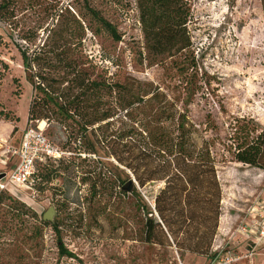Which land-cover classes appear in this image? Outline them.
I'll use <instances>...</instances> for the list:
<instances>
[{
  "label": "rangeland",
  "instance_id": "374dc122",
  "mask_svg": "<svg viewBox=\"0 0 264 264\" xmlns=\"http://www.w3.org/2000/svg\"><path fill=\"white\" fill-rule=\"evenodd\" d=\"M187 3L190 46L166 57L146 48L138 0H0V171L12 168L11 161L10 167L4 166L5 150L20 144L30 124L34 92L18 47L39 44L58 24L77 43V20L86 27L78 46L92 63V77L151 83L168 91L183 68L191 71L186 67L193 59L212 91L209 104L200 96L207 92L204 88L190 105L193 121L202 122L208 109L221 129L234 117L252 118L264 127L262 0ZM89 8L117 28L120 41L99 27ZM32 123L59 148L61 161L39 162L32 187L9 183L7 190H0V264H264V240L254 244L256 235L248 233L264 215V167L218 165L221 215L210 252H183L158 232L163 244L145 241L144 215L136 197L123 191L126 177L109 149L95 144L92 153L88 139L80 144L55 121ZM94 181L102 183L97 196L91 193ZM159 187L137 189L153 205ZM50 206L57 213L45 221L42 216Z\"/></svg>",
  "mask_w": 264,
  "mask_h": 264
},
{
  "label": "trees",
  "instance_id": "16d2710c",
  "mask_svg": "<svg viewBox=\"0 0 264 264\" xmlns=\"http://www.w3.org/2000/svg\"><path fill=\"white\" fill-rule=\"evenodd\" d=\"M138 7L150 53L170 57L190 46L187 0H138ZM88 13L114 41L121 40L117 28L97 10L89 8ZM77 25L79 33L73 35L77 43L58 24L39 44L18 47L34 92L28 122L55 121L69 138L80 144L88 139L92 153L97 151L95 144L109 149L115 166L125 174L123 191L136 197L144 215L145 241L163 244L158 232L180 251L208 255L221 215L218 165L264 167V127L252 118L234 117L221 129L208 109L202 122L193 121L189 107L200 91L207 90L200 96L208 104L212 96L210 82L198 73L193 59L186 67L191 71L183 68L168 91L151 83L92 77V63L78 46L86 27L79 20ZM34 179L36 183L37 169ZM155 184L160 187L150 205L138 189ZM101 187L94 181L91 193L99 195Z\"/></svg>",
  "mask_w": 264,
  "mask_h": 264
},
{
  "label": "built area",
  "instance_id": "2783aa9c",
  "mask_svg": "<svg viewBox=\"0 0 264 264\" xmlns=\"http://www.w3.org/2000/svg\"><path fill=\"white\" fill-rule=\"evenodd\" d=\"M59 148L50 141L44 131L34 125L32 122L25 129L20 144L17 147L9 146L5 150V160L3 163L8 164L11 161L12 168L0 177V190H7L9 183L19 186L35 185L34 173L39 162H44L46 159L53 161L61 157ZM253 227L248 228L249 234L256 235V244L264 240V215L261 220L255 221ZM247 230V229H244Z\"/></svg>",
  "mask_w": 264,
  "mask_h": 264
},
{
  "label": "water",
  "instance_id": "95a60500",
  "mask_svg": "<svg viewBox=\"0 0 264 264\" xmlns=\"http://www.w3.org/2000/svg\"><path fill=\"white\" fill-rule=\"evenodd\" d=\"M4 173H0V177H2ZM57 213V210L53 207L50 206L43 214V220L45 221H51L54 217V215Z\"/></svg>",
  "mask_w": 264,
  "mask_h": 264
},
{
  "label": "crops",
  "instance_id": "0c3cea01",
  "mask_svg": "<svg viewBox=\"0 0 264 264\" xmlns=\"http://www.w3.org/2000/svg\"><path fill=\"white\" fill-rule=\"evenodd\" d=\"M4 166H6V167H8V166H9V167H10V165H8V164H6V165H5V163H4ZM7 171H8V170H7ZM1 172H5V171H1Z\"/></svg>",
  "mask_w": 264,
  "mask_h": 264
},
{
  "label": "bare ground",
  "instance_id": "6f19581e",
  "mask_svg": "<svg viewBox=\"0 0 264 264\" xmlns=\"http://www.w3.org/2000/svg\"><path fill=\"white\" fill-rule=\"evenodd\" d=\"M41 124H43V122Z\"/></svg>",
  "mask_w": 264,
  "mask_h": 264
}]
</instances>
